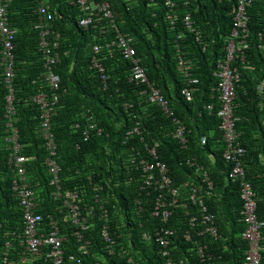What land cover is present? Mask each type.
I'll return each instance as SVG.
<instances>
[{
	"label": "trees",
	"instance_id": "trees-1",
	"mask_svg": "<svg viewBox=\"0 0 264 264\" xmlns=\"http://www.w3.org/2000/svg\"><path fill=\"white\" fill-rule=\"evenodd\" d=\"M41 1L49 5L53 31L60 36L55 52L61 61L54 68L61 79L59 103L52 119L58 145L55 160L61 167L62 189L79 194L83 209L93 210L86 237L92 240L95 252L88 262L131 264L130 258H134L137 264H245L249 244L243 238L247 225L242 216L241 186L239 179L231 178L234 164L223 158L226 145L219 130L220 79L216 77L219 63L226 61L237 0H177L174 10L167 0H91L111 4L112 23L132 41L150 82L162 90L172 111L186 126L188 142L184 146L174 138L173 118L142 95L145 85L130 80V61L124 59L117 46L106 48L116 38L110 20L101 17L85 29L80 24L85 13L75 4L78 0H9L10 23L19 30L13 40L17 47L13 118L17 119L19 141L25 145L23 153L32 158L26 169L37 195V213L58 220L64 207L50 184L45 164L49 153L40 133L39 107L34 102L42 92L52 96L43 82L45 60L40 31L36 29V10ZM248 14L251 21L246 60L236 56L231 69L240 77L235 82V113L240 117L237 130L246 149L244 168L256 193L259 220L264 221V94L257 89L264 79V0H256ZM187 15L202 33L201 44L186 30ZM180 33L185 37L179 39ZM53 37L51 34L50 39ZM4 38L0 31V264H4L7 251L11 264H22L23 211L13 193L16 172L10 165L6 143L10 118L8 81L2 64ZM95 46L104 48L99 57L106 80L93 66ZM180 57L190 61V78H197L198 84L189 85L179 67ZM189 86L194 91L192 101L183 95ZM125 105L133 107L127 109ZM138 123L142 137L128 138ZM202 137H207L206 145H202ZM157 143L159 160L169 167L172 187L180 193L177 204L156 183L146 185L149 175L133 159L138 152L146 155V145ZM188 160L204 166L213 184L211 189L209 182L187 164ZM193 187L199 189L208 214L215 216L218 237L204 232L197 207L187 201ZM164 193L168 201L163 209L171 212L167 222L162 215H155ZM194 217L199 218L192 225ZM105 226H110L115 256L109 254L101 239ZM60 227L68 236L66 245L75 248L76 240L68 226L62 223ZM165 228L173 232L167 249L156 241V233ZM261 247L264 264V229ZM95 254L105 262H96ZM32 264L44 263L36 260Z\"/></svg>",
	"mask_w": 264,
	"mask_h": 264
},
{
	"label": "built area",
	"instance_id": "built-area-1",
	"mask_svg": "<svg viewBox=\"0 0 264 264\" xmlns=\"http://www.w3.org/2000/svg\"><path fill=\"white\" fill-rule=\"evenodd\" d=\"M255 1L256 0H237L238 10L234 19V27L228 40L226 61L225 63H219L218 67L220 68V72L216 73V77L220 79L219 99L221 104L218 112V118L220 120L219 130L222 133L226 145L223 158L227 162H232L234 164L231 178L240 180V193L243 201L242 216L243 222L247 225L243 234V238H245L249 244V249L246 252L245 264H262L261 242L263 240L264 221L259 220L256 193L252 184L247 180L244 168L243 158L246 154V149L236 129L240 117L235 113V100L237 98L235 82L240 80V77L231 69V62L236 56L240 57L243 62L246 60L245 51L249 49V23L251 21L248 10L253 6ZM8 4L9 0H0V31L5 37L3 39L4 50H2V54L4 58L2 64L5 66V75L7 77L9 91V95L7 96V116L10 119L7 122L8 137L6 138V143L10 150V165L13 166L16 172L13 182V193L18 200L19 207L23 211L24 229L20 235V244L24 253L21 258V263L32 264L36 260H43L44 264H90L88 258L92 257L95 251L92 240L86 237V233L90 229L93 210H89V208L83 209L81 206L83 201L79 198V194L72 193L71 190L62 189L61 167L55 160L58 153V145L52 129V119L54 117L55 107L59 103L57 93L61 90V79L55 73L54 68L61 61L60 54L55 52L59 48L58 40L60 36L53 31L54 25L52 21L54 18L53 14L50 12V7L41 4L36 10V14L38 15V25L36 28L40 31V49L44 54L45 60L44 67L46 71L43 75V82L49 87L52 96L50 97L45 92H42L34 101L40 107V133L43 141H45L46 151L49 153L45 164L48 174L51 177L50 184L56 189L54 196L62 200V207H64L60 212V219L57 220L52 216L44 218L43 215L37 213V207L39 205L37 202V195L29 184L26 169V164L32 158L23 153L25 145L21 144L19 141L18 129L15 124L17 119L15 120V118H13L16 116L14 105V51L17 48L13 40L16 39L17 32L12 28L10 23ZM75 4L85 13L80 19V24L85 29H88L93 23L98 22L101 17L107 18L111 23L114 21V13L109 2L78 0ZM167 5L174 7L175 0H167ZM47 23H50L49 27L46 26ZM172 23H174V21H172ZM184 23L186 25V30L189 33L195 34L197 42L201 44L202 33L194 26L192 16L187 15L184 18ZM112 27L115 29L116 38L113 42L107 43L106 48L112 50L114 49L113 46H117L124 59L130 61V80L146 86V89L142 91V95H147L152 105L161 107L168 118H173L176 125L174 138L183 146L186 145L188 142L186 126L181 119L176 117L162 90L153 86L150 82L147 71L141 64V59L136 57L137 52L132 46V41L127 39L126 35L122 34L119 29H117L115 23H112ZM51 34L54 35L52 39H50ZM183 37H185L183 33H180L178 36L179 39ZM103 49L104 48L101 46L94 47L96 56L93 59V66L100 71L102 79L106 80L105 68L102 66L101 58L99 57ZM179 67L183 71L184 77L189 79V85L198 84L197 78H190V71L193 69L190 61L180 57ZM257 89L261 95L264 94V79ZM193 93L194 91L190 86L183 90V95L187 101L193 100ZM125 107L130 109L133 105H125ZM209 109L213 110V107L210 106ZM90 128L94 129L95 126L92 125ZM136 135L142 137L139 123L127 134L128 138H133ZM206 142L207 137H202V145H206ZM158 147V143L154 146L146 145V155L142 156V153L138 152L139 156L133 159L139 161L138 165L141 166L140 169L143 168L144 172L149 175L146 185L156 183L161 189L167 190L169 199L172 200V203L177 204L179 202L180 193L177 189L172 187L169 167L159 160ZM211 158L213 157L211 156ZM187 164L191 166V168L196 169V172L199 173L200 176H203L204 182H209L210 189L213 187L204 166L199 165L195 160H188ZM190 191L187 201L197 207L200 213L199 217L204 226V232L211 234L213 237H218L216 218L213 214H208V208L202 196L199 194V189L193 187ZM164 194L161 195L158 200L155 215H162L163 221L167 222L171 216V212L163 209L165 208V203L168 201V197ZM183 205L187 206L188 203L185 202ZM104 216L107 218L106 211H104ZM198 218L194 217L192 219V225H194ZM62 223L68 226L71 235L75 238V248L66 245L68 236L62 234L60 227ZM109 229L110 226H105L103 228L101 239L106 243L109 254L115 256L116 252L114 251V247L116 244L108 232ZM172 236L173 232L165 228L156 233V241L164 249H167L171 244L170 237ZM187 237L190 238L189 235H187ZM8 247H10V244H8ZM201 254L203 255L202 250ZM8 258L9 255L7 251L3 259L4 264H11ZM94 260L96 262H105L104 258L98 256V254L94 255ZM130 262L131 264H137L134 258H130Z\"/></svg>",
	"mask_w": 264,
	"mask_h": 264
},
{
	"label": "clouds",
	"instance_id": "clouds-1",
	"mask_svg": "<svg viewBox=\"0 0 264 264\" xmlns=\"http://www.w3.org/2000/svg\"><path fill=\"white\" fill-rule=\"evenodd\" d=\"M91 1V0H90ZM91 2H96V1H91ZM39 5L38 6H40L41 4H45V5H47L48 7H49V5L47 4V2L46 1H41L40 3H38ZM177 7V0H175V6L174 7H171V9L172 10H174V8H176ZM50 12H51V10H50ZM53 14V13H52ZM53 23V22H52ZM37 25H38V22H37V24H36V27H37ZM37 29V28H36ZM50 91V90H49ZM40 95V94H39ZM38 96V95H37ZM36 96V97H37ZM36 97H34V99L36 98ZM35 102V101H34ZM36 103V102H35ZM36 105L38 106V104L36 103ZM39 107V106H38ZM39 111H40V107H39ZM236 129H237V127H236ZM238 131V130H237ZM14 264H16L15 262H14Z\"/></svg>",
	"mask_w": 264,
	"mask_h": 264
},
{
	"label": "crops",
	"instance_id": "crops-1",
	"mask_svg": "<svg viewBox=\"0 0 264 264\" xmlns=\"http://www.w3.org/2000/svg\"><path fill=\"white\" fill-rule=\"evenodd\" d=\"M12 28L17 32V34L19 33V30L17 28H14L13 26H12Z\"/></svg>",
	"mask_w": 264,
	"mask_h": 264
}]
</instances>
